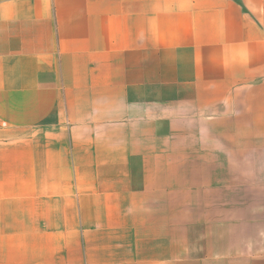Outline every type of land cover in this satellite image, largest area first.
Segmentation results:
<instances>
[{
	"label": "crops",
	"instance_id": "1",
	"mask_svg": "<svg viewBox=\"0 0 264 264\" xmlns=\"http://www.w3.org/2000/svg\"><path fill=\"white\" fill-rule=\"evenodd\" d=\"M0 264H264V0H0Z\"/></svg>",
	"mask_w": 264,
	"mask_h": 264
}]
</instances>
